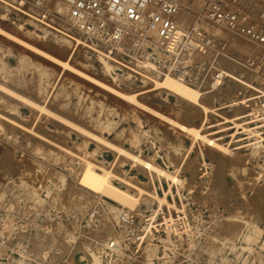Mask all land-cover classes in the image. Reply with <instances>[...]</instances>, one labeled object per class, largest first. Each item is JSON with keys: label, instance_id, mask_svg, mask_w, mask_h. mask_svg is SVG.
<instances>
[{"label": "bare ground", "instance_id": "1", "mask_svg": "<svg viewBox=\"0 0 264 264\" xmlns=\"http://www.w3.org/2000/svg\"><path fill=\"white\" fill-rule=\"evenodd\" d=\"M34 1L37 6H41L43 2L48 3L49 8L61 17L62 22L58 23L50 19L52 27L47 26L51 28L54 36L52 49L59 53V57L43 52L29 42L4 31L1 26L0 37L8 38L21 49L41 57L57 71L33 62L24 55L13 58L11 64L0 60V76L3 75L0 82V94L12 96L16 101H22L38 109L39 112L47 114L54 122L74 130L75 138L80 137L81 141L70 139L67 135L59 139L65 142L70 141L72 144L59 145L54 141L43 140L44 142L41 143L45 146L36 145V155L50 164L49 167H45L38 162L35 163L34 173L41 177L37 180L38 183L27 182L25 178L28 174L22 173L18 178H13L9 172L7 160L0 157V253H4L7 248L15 252L14 257L6 255L4 263L0 264H62L58 262L60 256L73 248H80L83 251L79 264H112L123 260L124 257L130 263L133 261L130 258L132 257L135 263L142 260L140 264H159L158 261H154L155 259L171 264L177 256L179 244L182 245L184 240L187 242L188 249H194L195 257H198V251L201 249L200 239L196 238V235L192 236L194 231L190 230L191 223L188 222L181 230L178 223L171 218L173 212L183 215L184 212L186 213L183 206L177 208L173 201L174 196H177L182 202L181 192L185 188V180L178 176V170H163L156 164L154 157H144L140 145L145 136L159 134L158 125H160L167 130L188 136L191 138V145L198 146L201 152L203 148L214 151L219 160L230 164L236 182L264 181V65L256 64L251 70L245 67V63L252 54L264 63V49L256 47L247 40L238 39L231 31L206 25V28L217 34L223 33L226 41L225 49L239 60L241 59L240 63L224 60L222 64L227 70L238 71V75L241 76L228 75L237 83L235 87L241 93L243 100L251 98L248 100L251 105L244 108L239 104L232 105L233 91L227 86L219 87L221 81H212L207 89L199 87L198 83L189 82V74L177 71L175 68L190 64L184 62L183 57L177 61L163 53L162 47L155 40L154 30L144 29L141 24L135 27L128 26L127 28L131 31L141 29L144 35L154 43L148 42L141 49L135 46L130 47L128 48L130 54H122L126 57L123 58L124 61H117L103 53L97 55L91 53V51L94 52L90 48L94 40L83 37L75 28V23L69 20L70 8L66 2L62 0ZM175 1L182 4V0ZM238 1L246 9L256 7L261 10L254 21L264 26V0ZM22 5L20 0H0V8L3 12L0 14V20H8L10 25L20 32L21 25L9 19L11 12L20 13L25 16V22L32 26V30H26L23 36L28 39H38V36H43L45 39L50 32L41 27L42 22L39 21V19L44 20L45 17L38 13L21 12L22 9L17 7ZM65 17L66 22L63 21ZM185 17L187 15L184 12H178L174 17V22L179 29L174 38H180L182 33L180 27L190 24L191 20L188 17L186 20ZM3 45L0 44V52L7 59L11 56V51ZM174 48L175 43L171 42L166 46V51H174ZM82 52H86L99 64L98 72L101 76L111 80L114 85L125 84L128 91L121 92L89 75L87 72L92 65L81 58L84 56L81 55ZM25 73L36 74L37 77L32 80L31 85L35 91L39 92V95L47 90L50 80L57 81L64 73L101 90L102 92L94 94L88 92L83 95L82 92L78 93L76 88L74 91L77 98L76 105L88 103L83 109V114L89 116L91 122L100 131H105L108 135L115 132L116 139H123L125 135H128V142L133 152L122 150L105 140L100 134L89 133L5 88V84L18 80ZM133 78L139 81L140 87L136 83H131L130 80ZM22 86L26 88L24 84ZM248 89L261 96L258 99H252L254 95L245 97ZM207 91L211 92L207 93ZM158 92L173 97L178 107L176 109L167 107L166 111H161L158 105L168 104V102L162 99ZM220 95H226L229 99H224L221 103L218 98ZM141 96L153 99L155 105L142 103L139 100ZM210 99L215 105L218 104L219 109L216 108L217 106L210 108L206 105ZM118 100L132 106V109H124L118 105ZM3 103L4 101L0 98V107L11 115H19L16 105ZM227 103L230 104L228 108L236 107V111L249 110L250 114L247 116L237 114L232 119L223 118L218 112L223 110ZM67 107L68 105L64 104L61 109ZM139 114L146 115L156 124L147 131L142 130ZM127 120H131L134 123L133 126L123 127L117 131L116 126ZM211 120H215L214 127L210 125ZM185 123L188 126L184 125ZM225 124H232L234 129L242 130L241 134L246 137L244 142L233 143L235 138L232 136L229 137L231 143L225 144L222 139L225 135L222 138L215 137V134L208 135V130L216 127L220 129ZM16 128L15 122L0 115V134L7 136L14 143H18L20 139L15 132ZM92 143L111 150L116 156L114 162L110 163L104 158L95 157L97 152L89 150ZM174 150L180 152V147L177 146ZM118 158L128 163L130 169L137 174L131 176L118 171ZM73 159L81 163V170L78 173H75L73 169ZM63 165L68 169L65 173H70L74 178L69 174L55 171V166ZM201 168L204 171L208 169L205 165ZM206 174L207 172H204L202 175L201 172L200 176L198 174L197 176L204 178ZM139 176L143 177L144 181L139 180ZM253 191L255 192L254 189ZM261 193L258 189V198L246 197L243 200L244 203L259 204ZM105 194L111 195L112 203L102 201ZM168 199L171 202H168ZM139 205L147 206L146 213L150 215L149 226H143L146 236L153 230L154 220L162 215L164 209L168 213L167 220H162V225L156 227L162 231L161 233L157 232V235L140 239L142 248L139 254L128 255L121 248L123 242L120 232L126 220H130L135 214L142 213L135 212ZM89 208L97 209L99 214L92 224L86 223L85 219ZM44 219L53 225L43 224ZM238 219L240 222L237 226H240V230L236 231L234 228L228 234L210 240L212 244L206 250L209 264H264V229L250 218ZM85 223L86 227L83 228ZM193 223L194 227H197L196 221ZM156 228H154L155 231ZM198 234L201 237L200 231ZM109 244L113 245L115 250H110Z\"/></svg>", "mask_w": 264, "mask_h": 264}, {"label": "rangeland", "instance_id": "2", "mask_svg": "<svg viewBox=\"0 0 264 264\" xmlns=\"http://www.w3.org/2000/svg\"><path fill=\"white\" fill-rule=\"evenodd\" d=\"M34 2V0H20V3H23V5L17 8H21V12L28 11L32 13H38L43 15L42 17H45L44 20L39 19V21L42 22L40 26L50 32V34L46 35L45 39L43 36H38V39H28L27 37L23 36V33L26 30H32V26L25 22V16L20 13L11 12L9 14V19L21 25L20 32L16 31L17 28L10 25V22L6 19L0 20V26L2 29H4V31L22 40H25L26 42H29L31 45L36 46L43 52L55 57H59V53L52 49V41H54V36L52 34L53 32L51 31V28H49L52 27L49 20L52 19L59 23L62 22L61 17L56 15V13L49 8L50 6L48 3L46 4L43 2L41 6H37V4H34ZM214 2L220 4L222 0H214ZM203 4L204 0H193V9L196 11V13L202 11ZM248 10L256 15L261 13V10L256 7L250 8ZM2 13V9L0 8V14ZM38 17H40V15ZM187 17L189 18V16ZM187 17H185L186 20ZM65 19L66 17L63 18L64 22H66ZM202 27L209 34V36L213 38L215 45L213 51L222 53V50L225 49L226 44L224 34L221 32V34H217L213 30H209L206 28V24L204 23H202ZM0 44H4L3 46L8 47L11 51V56L7 59L4 58L0 52V60H5L11 64L13 62V58L18 55H24L33 62L43 64L50 69H54L50 63L46 62L41 57L28 52L27 50L21 49L8 38L0 37ZM124 54L128 55L130 52L126 51ZM81 55L84 56L81 57ZM81 55L80 57L84 59V61H88V63L92 65L90 71H86L89 75L100 81H104L108 86H112L121 92L126 93L128 91V88L125 84L114 85L111 80L101 76L98 72L99 64L95 60L91 59L86 52H82ZM231 56L234 61H238L240 63L241 59L239 60L232 54ZM123 58L125 59L126 57L121 55L120 57L116 58V60L124 61ZM220 59L221 58L217 59L218 68L227 70L222 64L223 60ZM54 70L57 71L56 69ZM2 76L3 75L0 76V82L2 81ZM36 77V74L34 75L25 73L22 74L18 80H13L4 86L10 92L19 94L24 99L35 103L39 107L57 114L63 120L71 122L89 133L100 134L105 140L121 148L122 150L133 152L130 143L128 142V135H125L123 139H116L115 132H112L110 135H108V133L105 131H100V129L96 128L91 122L90 117L87 115L84 116L83 114V109L87 107L88 103L79 106L76 105L77 98L74 92L76 88H78V93L82 92L83 95H86L88 92H91L92 94L96 92H102L101 90L86 82L73 78L67 73H64L59 78V80H50L48 82L47 90L43 94L39 95V92L35 91L33 85H31L32 80ZM199 80V85H202L204 83L203 78H200ZM130 81L131 83H136L138 87L141 86L137 79L135 80L133 78ZM23 84L26 86V88L22 86ZM203 86H205V84H203ZM228 87L230 90H233L231 86ZM235 92H239L237 88L235 89ZM158 94L162 99H166L168 102V104L166 103L163 105H158V108L161 111H166L167 107H174L175 109L178 107L177 101L173 97H168L163 92H158ZM0 98H2L6 104H14L18 107V116L11 115L9 112L5 111L3 107H0V115L3 118L10 119L17 124L15 132L20 138L18 143H14L7 136H2L0 134V157L3 160H7V166L10 168L9 172L13 175V178H18L20 174L23 173L28 174V176L25 178L27 182L38 183L37 180H40L41 177H38L36 173H34L36 167L35 163L38 162L40 165L45 167H49L50 164L46 161H43L41 156L36 155V145H43L41 143L44 142L43 140L54 141L59 145H63L65 143L72 144L70 141L65 142L59 139L67 135L70 139L74 138L78 142H80L81 139L80 137L75 138L76 132L74 130H69L65 126L54 122L50 116L39 112L38 109L28 106L22 101H16L12 96L9 95L0 94ZM218 98L220 99L221 103L224 101V99H229L226 97V95H220ZM139 100L147 105H155L153 99H147L145 96H141ZM117 103L126 110L132 109V106L123 103L120 100H118ZM64 104L68 105V107L66 109H61V106ZM206 105H208L210 108L212 106H217L216 108L219 109L218 104L215 105L211 99L208 101V103H206ZM236 109V107L227 109L226 107H223V110L219 111L218 114L226 119H232L237 114H249L247 111H236ZM139 118L142 121L141 128L144 131H147L148 128H151L154 124H156L152 121V119H149L144 114H139ZM214 121L215 120H211L210 124L213 127L215 126ZM133 124L134 123L131 120H127L125 122L122 121L116 126V130L120 131L123 127L133 126ZM184 125L188 126L186 123ZM158 127L160 130L159 134L155 136L148 135L143 138V142L140 145L142 146L143 156L149 158L154 157L156 164L163 170H178V176L185 180V188L181 192V196L183 198L182 202L178 200L177 196H174L173 201L177 208H181L182 206L185 208L187 219L191 223L190 230L193 229L194 231L192 236L194 237V235H196V238L200 239L199 246L201 248L198 251V257H195L196 251L194 249L189 250L187 247V242H185L183 239L184 242H182V245L179 244L180 246L177 248V256L171 264H209L208 252H206V250H208V246L212 244L210 240L213 238L218 239L222 235L228 234L234 228L236 231L240 230V226H237V224L240 222L238 218L243 217L246 220L250 218L254 220V222H256L259 227L264 229L263 180L250 183L245 181L236 182L235 178L233 177V173L231 172L230 164L219 160L218 155L215 154L214 151L203 148V152H201L198 150V146L191 145V138L188 136L180 135L174 131L167 130L160 125H158ZM217 128L218 127L208 130V135L215 134V137L222 138V136H224L223 133L226 129V126H222L220 129ZM250 128L253 127L250 126ZM222 139H224L225 144L231 143V139H229L227 136ZM245 139L246 138L242 136L236 137L233 143L237 141L244 142ZM177 146L180 147V152L174 150V148ZM89 150L97 152L95 157L104 158L105 161L110 163L114 162L116 158L115 154L111 150H107L94 143L90 144ZM73 161V169L75 170V173H78L81 170V163L75 159H73ZM203 165L208 168L206 171L201 168ZM117 169L118 171L131 176L137 174L135 171L130 169V165L122 160V158H118ZM55 171L57 173H65L68 171V169L65 168L64 165L55 166ZM201 172L202 175L204 172H207L204 178H199L197 176V174L199 175ZM65 174H69V176L73 177V175L70 173ZM138 178L139 180L144 181L143 177L139 176ZM163 188L166 190L165 184H163ZM258 189L262 192L260 203H244L243 200H245L246 197L255 199L258 198ZM168 202H171L170 199H168ZM138 211L147 212V206L139 205V207L135 209V212ZM163 215L167 216V211L165 209L163 210ZM195 221L197 227H194L193 222ZM42 223L46 224L47 226L53 225V223H49L47 219H44ZM230 225L236 226L231 227ZM199 231L201 237H199ZM82 254V249L73 248L72 250H68L65 255H61V258L58 260V262L62 264H79V259L81 258ZM6 255L14 257L15 252H12L7 248L4 253H0V263H4ZM120 261L112 264L142 263V260H140L139 263H135V261L130 263L126 257ZM154 261H158L159 264H170L167 263V261H162L161 259H155Z\"/></svg>", "mask_w": 264, "mask_h": 264}, {"label": "built area", "instance_id": "3", "mask_svg": "<svg viewBox=\"0 0 264 264\" xmlns=\"http://www.w3.org/2000/svg\"><path fill=\"white\" fill-rule=\"evenodd\" d=\"M62 1L69 5V20L75 23L78 32L83 37L94 40L90 46L94 50V52L91 51L93 55L103 53L116 59L124 52L129 51L128 48L130 47L135 46L141 49L148 42L150 44L151 42L154 43L153 40L144 35L141 29L131 31L127 28L128 26L135 27L141 24L144 29L154 30L155 40L162 47L163 53L177 61H180V58L183 57L184 62L190 64L175 68L177 71H184L185 74H189V82L198 83L199 87L207 89L212 81H221L219 87L231 86L233 88L231 90L233 91L232 101H234L232 105L239 104L240 107L244 108L251 105L248 101L251 98L243 100L241 93L235 92V84L237 83L228 76L241 77L238 75V71L222 70L217 66L218 58L223 61H233L231 54L225 49L222 50V53L213 51L215 46L213 38L202 27V23H204L215 28L231 31L238 39L247 40L256 47L264 49V26L256 24L254 18L258 15L241 6L238 0H222L220 4L214 2V0H204L202 11L199 13H196L193 9V0H182V4L175 0ZM178 12H184L189 16L191 22L188 26L180 27L182 29L180 38H174L177 30H179L174 22V17ZM193 23L196 24V27ZM171 42L175 43L174 51H166V46ZM91 53L88 51L89 55ZM256 64L264 65L257 56L253 55L248 58L245 67L251 70ZM200 78H203L205 86L203 84L199 85ZM209 92L211 91H207V93ZM246 92L245 97L254 95L252 99H258L261 96L250 89ZM228 106L230 104L227 103L224 107L228 108ZM247 112L250 114L249 110ZM249 114L246 113L244 116ZM224 126H226L223 133L225 136L230 138L232 136H234L233 138L245 137L241 134L242 130L234 129L232 124H225ZM102 201L110 204L113 200L111 195L105 194ZM148 214L146 212L135 214L130 220L124 222L120 232L123 242L121 248L124 253L128 255L139 254L142 248L141 238H147L150 235H157V232H162L156 227L162 225V220H167L163 213L156 217L152 227L153 230L146 236L143 226H149L150 215ZM98 215L97 209L90 208L85 217L86 223L92 224ZM171 218L178 223L181 230L189 222L185 212L184 215L173 212ZM86 223L83 228L86 227ZM154 228H156V231ZM109 245L110 250H115L113 245ZM130 258L134 261L132 257Z\"/></svg>", "mask_w": 264, "mask_h": 264}]
</instances>
